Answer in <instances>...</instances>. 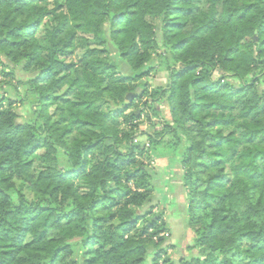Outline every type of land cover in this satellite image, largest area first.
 <instances>
[{"label": "trees", "instance_id": "obj_1", "mask_svg": "<svg viewBox=\"0 0 264 264\" xmlns=\"http://www.w3.org/2000/svg\"><path fill=\"white\" fill-rule=\"evenodd\" d=\"M159 147L199 254L179 263L150 205ZM151 248L153 264H264V0H0V264Z\"/></svg>", "mask_w": 264, "mask_h": 264}, {"label": "rangeland", "instance_id": "obj_2", "mask_svg": "<svg viewBox=\"0 0 264 264\" xmlns=\"http://www.w3.org/2000/svg\"><path fill=\"white\" fill-rule=\"evenodd\" d=\"M44 35L40 31L38 36L41 38ZM80 54V53H79ZM120 68L126 71L125 64L118 59ZM160 60L158 63L160 64ZM17 77H22L21 72L18 71ZM169 75L164 71V67L156 68L149 81L155 87H167ZM67 94V91H63ZM132 96H130L131 98ZM144 110L143 108L140 109ZM152 118L155 122L158 119H169V110L166 102H160L151 106ZM144 113V111H143ZM146 115L141 119V132L136 137L135 142H145V137L141 135L142 132H150L151 126L145 123ZM162 126L157 124L156 129L160 130ZM165 140L170 141L172 137L166 135ZM163 151V152H162ZM170 151H164L160 147L157 149L156 161L151 160L149 168L152 170V186L153 194L150 205L154 206L155 214L163 213L165 222L168 226V231L164 236H168V241L164 246L167 249V256L177 263L181 260H191L198 258V250H190L191 246L195 245L193 232L188 226L187 217V202H186V189L183 184V171L177 157L169 155ZM155 250L151 248L143 264H153ZM166 256V257H167ZM160 264L164 263V258Z\"/></svg>", "mask_w": 264, "mask_h": 264}]
</instances>
